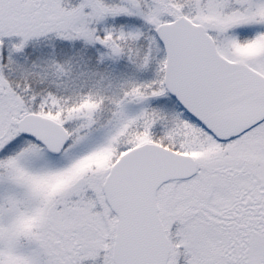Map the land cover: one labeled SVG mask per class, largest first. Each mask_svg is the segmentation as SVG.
Wrapping results in <instances>:
<instances>
[{"label": "snow or ice", "instance_id": "snow-or-ice-1", "mask_svg": "<svg viewBox=\"0 0 264 264\" xmlns=\"http://www.w3.org/2000/svg\"><path fill=\"white\" fill-rule=\"evenodd\" d=\"M256 41L264 0H0V264H264Z\"/></svg>", "mask_w": 264, "mask_h": 264}, {"label": "rangeland", "instance_id": "rangeland-1", "mask_svg": "<svg viewBox=\"0 0 264 264\" xmlns=\"http://www.w3.org/2000/svg\"><path fill=\"white\" fill-rule=\"evenodd\" d=\"M237 51L240 55L243 56H253L261 52H264V41H256L252 44L240 46L237 48ZM104 158L102 156H97L86 161L82 167H91L92 165H102Z\"/></svg>", "mask_w": 264, "mask_h": 264}]
</instances>
